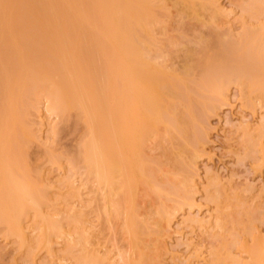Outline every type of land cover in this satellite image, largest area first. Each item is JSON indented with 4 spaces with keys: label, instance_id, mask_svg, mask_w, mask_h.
<instances>
[{
    "label": "bare ground",
    "instance_id": "6f19581e",
    "mask_svg": "<svg viewBox=\"0 0 264 264\" xmlns=\"http://www.w3.org/2000/svg\"><path fill=\"white\" fill-rule=\"evenodd\" d=\"M246 1L243 2L245 6L244 4L242 6L245 8L242 7V11L250 13L248 16L256 17V20L261 16L263 18L264 0ZM217 2L216 0H174L173 5L181 6V10H177L180 14L182 13L179 14V22L183 21V25L185 22L182 19L191 15L192 19L200 20L203 29L208 28L210 23V26L211 24L216 25L217 30L221 28V25L216 24V19L220 21V11L221 13L223 11L220 8V3ZM162 4L164 3L161 0L158 2L155 0H0V232H3L6 238L14 237L19 247L24 249L25 254L19 253L21 259L22 255L26 256L25 258L29 259V262L33 260V264L35 258H38L37 256L44 249L52 259L58 261L62 257L65 260L66 256L60 255V258L59 255L56 256V252L62 251V248L58 251L56 245L66 241V244L62 243L66 247L65 250L68 248L71 251V246L79 247L77 254L70 252L75 256L67 253L72 257L69 256L66 259H73L72 264H159L154 261H158L155 257L160 250L155 248L158 250L156 252L153 248L158 245V243H156L157 245L154 243L158 242L159 238L156 237L157 235L152 236L157 234L156 231L161 230H156L152 235V230L146 229V222L144 224V221L138 219L139 214L137 215L136 207L139 206V203L137 204L136 200L139 198H137V192H141L138 189L140 187L143 189L147 185L148 187L143 191L146 190L144 193H148V195L153 192L156 193V196H161L165 191L176 194L177 199L174 203L162 206L157 214L161 229L171 227V222L177 212L183 210L185 206L191 209L198 206H196L197 199L195 198L197 160L203 156L201 147L206 142L208 123L211 117L230 101L228 91L231 87L229 88V86L238 84V89L242 91L240 94L243 98L246 96V99L249 100L245 99L247 102H250V97L254 96L253 94L259 93L261 97H264V78H262L264 73L256 71V69H261L260 71L264 72L263 22L260 23L261 26L257 24L254 26L255 28L251 25L246 28L249 24L245 21L248 25L244 23V31L240 34L242 36L238 34V38L240 40L242 38V40H239L238 43L236 42L238 39L234 37L236 38L235 43L232 41L234 38L231 41L225 38L227 43L230 42L228 45L222 39L225 46L221 43L222 35L225 34L223 29H220L223 33L221 35L220 31L213 28L212 33L214 31L218 33L215 35L216 38L207 36L210 33L205 34L211 38V40L207 39L208 41L205 40L206 38L201 40L197 37V40L200 39L199 42L203 45L201 44V50L198 49V45L196 49L201 51L200 53L207 54L202 56L194 49L196 45H192L194 46L192 49L191 45L186 43L190 40L187 38L189 34L186 33L192 31L191 27L185 33L181 34L182 31L180 32L185 36L179 34L181 38H187L184 44L183 38H179L180 41L182 40V46H185L184 50L179 44V39L176 41L177 38L174 40L170 37L169 42L166 38L157 37L156 28L160 27L161 31H167L164 26L162 27L167 20H162L161 16L157 15L160 14L157 12H160L161 9L156 7L161 6L163 19L167 18L165 12L167 5L165 3L164 8ZM177 5L176 8H178ZM166 11L168 12V10ZM203 12L207 14L205 17L208 21L205 20L206 18L204 19V14H201ZM218 12L219 15H216ZM182 15L185 18L181 19ZM201 23H199V29H202ZM205 23H208V26ZM177 24L179 23L177 22ZM203 24L207 27H204ZM180 25V30L184 31L182 24ZM208 31L211 32V30ZM195 33L193 39L198 35L197 32ZM201 34L204 35L200 30L199 36ZM191 35L193 34L191 33ZM165 40L171 47V44H175L174 48L178 47L179 50L184 51L183 53L178 50L179 53H183V61H179L182 63H180L181 68L179 63L176 65L177 62L175 65L178 68L175 67L174 60L172 61L175 57L177 61L178 58L180 59V57L177 58L179 53L176 49H172L173 47L168 48ZM240 42H242L241 45L245 44V48L239 46ZM235 44L237 48H235ZM229 46L235 48L231 49L234 53L239 51V53L237 52L238 58L235 54H232L235 57H231L229 52L232 51L228 48ZM203 47L205 50L210 47L211 49H208L210 53H207L208 50L207 52L203 50ZM214 49L216 55L214 51L211 52ZM245 62L249 67L244 73L242 69H245ZM232 63L236 65L235 69H233L234 66L231 67ZM239 63H241L242 68L241 66L239 68L243 73L237 68ZM219 64L223 66L220 67ZM218 68H225V71L218 72L216 71ZM195 70L196 73L202 71L199 78H196V74L194 76ZM43 102L45 105H42ZM43 106H47L48 111ZM42 108L43 110H41ZM34 109L37 111V115L43 111L41 118L47 114L60 117V120L58 118L57 120L61 125L65 124L63 122L71 115L78 119V124L79 122L84 123L83 135L85 136L82 135L84 139L81 138L80 147L75 149V153L78 149L75 154V156L77 155L75 166L81 161L82 167L80 168L79 165V168L84 171H82L83 174L79 171V174L85 175V177H80L83 179L82 185L78 183L83 189L84 186L87 188L90 186L88 184H91L92 189L87 188L89 191L85 194L89 193L88 195H90L91 200L87 199L90 205L94 202L93 200L98 202V204L93 203L96 208L85 205L86 203L83 201L86 199L83 198L82 201L78 199L85 194H79L80 192L77 190L79 185L77 187L75 179H72L74 182L70 180L74 183L72 185L69 181L70 178H62L67 181L59 183H67L68 186H72V188H67L68 190L71 188L70 191L78 199L73 205L78 202L79 206L77 209L75 208L77 206L74 207L72 214L69 213L71 208L67 211L68 214L64 212V208L68 205L64 208L60 206L57 209L56 206L61 201H56L54 194L56 196L59 194L57 192V194L55 192L53 194L54 189L51 186L49 188L53 190L50 192L51 189L47 187L46 183V173L44 175V172L41 173L38 169L35 173L34 169L29 167L31 162H29L30 158L27 160L29 157H27V149H30L28 144L39 137L32 125L30 127L31 123L28 124L29 115L33 114L31 112ZM45 110L47 114L44 113ZM32 116L36 117V115ZM77 119L74 118V120ZM29 121L31 122L30 119ZM68 122L70 123V121ZM60 124L57 127H60ZM53 128L57 129L54 126ZM263 129L260 127L259 131L262 133ZM51 131L54 136L60 134V129L57 130L58 133ZM262 134L264 135V133ZM165 141L172 145L164 144ZM173 143L176 144L174 154L170 152L174 148ZM163 144L164 146H162ZM165 145L168 147L165 148ZM158 146L164 147L165 151L168 150L174 155L172 160L171 154L168 152L166 154L163 149L165 154H162L167 155L164 159L171 158L172 163L169 161L168 164H171L173 168L170 166L167 170V178L161 180L159 177L157 178L155 168L163 163H160L157 157L153 158L154 155L151 153ZM48 147L51 149V151L49 149V154H53L51 153L54 151L53 146ZM47 149L46 153L48 154ZM47 154L45 156H50ZM55 154L51 155L53 158H47L51 164L61 162L59 160L61 158ZM67 160L68 163L70 159ZM262 160L264 161V159ZM162 161L168 162V160ZM70 162L71 166L75 164L72 165ZM32 173H35V176ZM75 184L76 186H74ZM73 187L76 188L78 194ZM55 189L59 190V193L63 191L59 188ZM72 192L68 194L73 196ZM92 192L96 193L94 197L91 195ZM63 194L61 192V195ZM139 194L138 196H140ZM208 198L209 200L212 198L213 202L220 199L210 195ZM213 198L216 200L214 199V201ZM222 199L224 198L222 197ZM80 201L85 204L83 205ZM46 206L52 207L53 211ZM83 206L89 207L90 210ZM217 207L219 206L217 205ZM93 212L96 213L94 221L90 216V213L95 215ZM95 217L99 218V223L103 219L102 227L107 226L108 233L112 231L113 240H116L118 237L115 238V236H119L118 233L121 232L120 237H123L126 242L123 240L125 243L123 251L117 248L115 241H113L115 247L112 245L113 251L111 248L110 251L105 249L109 247L101 249L103 247L99 246L102 245L95 246L97 243L101 244L97 241L99 235L97 232L99 231L95 229L101 223L98 225L94 223ZM193 219L191 222H194ZM199 219L197 218L198 221ZM218 220L221 223L220 217ZM37 223H41L40 227H37ZM199 223L204 224L202 220ZM115 226L120 229L116 235L114 233ZM35 228H39L40 232L38 231V233L40 234L33 237L29 233V229ZM35 230L36 232L33 230L30 232L36 234L37 229ZM102 231L103 229L100 233ZM165 231L159 232L160 235L163 233L165 236ZM148 236L158 240L149 242L152 244L150 246H153L151 249H154L152 254L155 257L152 256L151 250L145 247L149 246ZM96 238L97 240H95ZM14 244L16 245V242ZM261 246H264L263 243L251 251V255L254 254L252 255L254 263L252 262V264H264V247ZM117 249L120 252H117ZM36 250H40L39 253ZM45 255L42 256L46 258ZM15 257L17 258V256ZM25 258L23 260L27 261ZM42 259H40L41 262ZM54 259L53 261H55ZM62 259L59 261L61 264L64 262ZM71 260H66L67 263L64 264H71ZM53 261L49 262L53 263ZM161 261L159 260L160 263ZM59 262L58 264H60Z\"/></svg>",
    "mask_w": 264,
    "mask_h": 264
},
{
    "label": "rangeland",
    "instance_id": "374dc122",
    "mask_svg": "<svg viewBox=\"0 0 264 264\" xmlns=\"http://www.w3.org/2000/svg\"><path fill=\"white\" fill-rule=\"evenodd\" d=\"M161 1H163V3L164 4L166 3L165 5H167V7H166L167 9H166L165 5L162 4V5H164L165 12L167 14L168 19L166 18L165 14H163V16L166 19H163L162 14H161L162 13L161 12V10H162L161 6H160L161 8L156 7V8H159L161 10H159V9H155V10H157V11L159 10L160 12H157V11L156 12L160 13L161 15L160 14H157V15L161 16L162 20H167L168 22L166 21V23H164L166 26L162 25V27L164 26V29L166 28L167 31H165V32L161 31L160 30L161 28L159 27V25H158V27L160 29L156 28L157 29L156 35L158 38H162V39L166 38L169 40L170 37H172V38H174V40H176L175 38H177L176 41H178V39L181 38L180 36H185V35H181L182 33H185L192 28V31L186 33L187 35L189 34V36H187V38L190 39V40L188 39L189 41H186V39H187L186 37H182L183 39L181 38L182 40H184L183 44L186 41L187 44L189 43L188 45H191L192 49L194 48V46H192V45H196L194 49H196L197 45H198L199 46L198 49L200 48V50H201V46L203 44L199 42L200 39L202 40L203 38L204 39L206 38L205 40H207V39L211 40V38L215 37V35L218 34L215 31H214V33H212L213 28H214V30H216V27H215L216 25L211 24V26L213 25L211 27L210 23L208 22L209 26L212 29L208 26V23L207 24L205 23V24L208 26L209 29L208 28L203 29L202 23L200 22V20H197L195 17H194L195 19H192L193 17L191 15L187 16L186 18L184 15H182L181 19L185 18V19H182L185 22L183 25V21L179 22L180 15L182 13L180 14L178 10H181L180 9L181 6L178 7V5L176 4L178 7V8H176V5L175 4L173 5L174 0H161ZM216 1H218L217 3H220L219 4L221 6L220 8L223 9L222 13L220 11V15H222L221 17L219 15V12L216 14V15H219V18H221V19H219L220 21H217V19H216V22H217L216 24L219 23L218 25L219 26L221 25L220 27L223 29L222 30L223 33H225V34H223L222 31H220L221 28L220 29L218 28L216 30V31L221 32V33L219 32V34H221V35L223 34L222 38H221V41H222L221 43H223L225 40L224 43L228 44L230 42L227 43L226 39L231 41L232 38H234V37H236L238 40H236V38H234L232 41L236 40V42H238L240 40V38H238V37L241 33H243L242 31H244V28H245L244 23L246 24V22H248V24H249V25L246 24V25H248L246 28H249L250 25H251V27H254L257 24L260 25V23H262V22L264 23V16H263V18H262V16L259 17L260 20L262 19V21H260V20L258 21V19H259L258 17H257L258 19L256 20L255 19L256 17L253 18L252 15H251L252 17L248 16V15H250V13L246 12L247 13L246 14L244 10H243L244 12L242 11V9H243L242 7L245 6V4L243 2L246 0H244V1H242V0H216ZM155 2H158V0L157 1L155 0ZM243 4H244V6H242ZM166 10H168V12ZM163 12H164V10H163ZM201 14L203 15L204 12ZM208 14H210V13H208ZM206 15L207 14H204V16H203L204 19L206 18L205 20H207V17H205ZM248 18H250V19H248ZM177 22L179 24H177ZM199 23H201L202 29H199L200 28ZM250 23H252V24H250ZM180 24H182V27H183L182 29H184V31L180 30V26H181ZM187 24H188V27H187ZM206 25L204 26V24H203L204 27H207ZM262 25H264V24H262ZM184 27L186 28V30ZM189 27H191V28H189ZM242 28H243V30H242ZM207 29L211 30V32L208 31ZM200 30H201V33H204V35L201 34V36H199ZM205 31L208 33H206ZM231 31H232V33H231ZM166 32H167V34H166ZM180 32H181V34H180ZM195 32H197L198 35H196L195 38L193 39L194 34H196ZM191 33L193 35H191ZM230 33H231V35H230ZM162 34H164V35L166 34L169 38L165 37L166 35L163 37ZM179 34H180V36H179ZM205 34L206 35L209 34L207 36H211V38H208ZM221 35H218V36H221ZM232 35H233V37H232ZM240 36H242V35H240ZM197 37L200 38L199 41L197 40L198 39ZM222 39H224V40H222ZM174 40H173V42H174ZM182 40L180 41V39H179V41H180L179 44H181V46H182ZM241 40H242V38H241ZM190 41L191 42L195 41L194 43H198V44H194L193 42L191 43ZM166 42H167L166 44L169 46V47L167 46L168 48L173 47L172 49H176L178 52L179 48L178 47L174 48V46H176L175 44H171L172 45V47H171L168 44V41H166ZM169 42H170V40H169ZM242 42H240L239 46L241 45ZM224 43H223V45L225 46ZM231 45L233 46L232 43H231ZM236 46L237 45L235 44V48H237ZM242 46L245 48V44L241 45V47ZM184 47L185 46L183 45L181 48L184 50L185 49ZM228 48H230V51H232L231 49H233L230 46ZM244 48H243V51H244ZM182 49L179 51L184 53V51ZM203 50H205L204 47H203ZM207 50H205V51L207 52ZM236 50H238V49H236ZM213 51L215 54L216 50L215 49L211 50V52H213ZM196 52H199L198 54H201L202 56H204L203 54L207 55L205 52L200 53L201 51H199V50H197ZM237 52L239 53V51H236L235 53L232 51L229 53H231V57H235V55H236L238 58ZM207 53H210V51ZM180 54L181 53L178 54L179 56H177V58L180 57L181 60L178 58V61H177L176 57L174 59L171 58L172 61L174 60L173 61L174 66L177 68H178V66H176V65H178V63H179L180 68L182 66L181 65L182 63L179 61H183V55L181 54V56H180ZM198 54H197V56H198ZM232 54H235V55L232 56ZM175 59H176V61H175ZM240 59H242V58H240ZM240 59H238V60H240ZM172 61L171 62L169 61V62L172 63ZM233 61L236 62L237 59H236V61L235 60H233ZM176 62H177V64H176ZM246 63L247 62H245V66L242 64L245 67V69H242L244 71V73L246 72L247 67H249V65L247 66ZM239 64L240 65H238L237 68H239V66H241V63H239ZM219 66L221 67L223 65L219 64ZM233 66H234V68H233ZM235 66L236 65L232 63L231 67L233 69H235ZM241 68H242V66H241ZM224 69L225 68H222V69L218 68L216 71H218V72L221 71V73H223L225 71ZM239 70H240V68H239ZM249 70H251V68H249ZM260 70L256 69V71L264 73L263 70L262 71H260ZM197 71H199V69H197ZM218 72H216V73H218ZM201 73H202V71L200 73L199 72L196 73V70H195L194 76L197 75L196 76V78H197L198 76L201 75ZM256 74H258V73H256ZM261 75L263 76V74H261ZM261 75L259 76L260 78L262 77ZM262 78H264V76ZM237 85L238 84H236V85L233 84L232 86H229V88L231 87L228 91L229 96H230L228 99H230V101L229 102L227 101L228 102L227 104H224L221 108H219L218 113L215 114L214 116H212L209 123H208L209 129H208L207 139H206L205 144L201 147V149L203 150V156L200 157L199 160H197V164H196L198 170L196 169L197 170V176L195 178L196 179L195 182H196L197 191L195 189V192H196L195 198L197 199L196 206L197 205L198 206L195 207L194 209H191L190 207L185 206L183 208V210L177 212V215L174 217L173 222H171V227L169 226L166 229H164V227H163L162 228L163 230H162L160 228L161 227L160 224H158V215H157L158 210L162 209V206H164V205H172L174 203V201L177 199L176 194H174L172 192L165 191L161 194V196H156V193H153V192L151 193V195H148V193L147 194L144 193V192H146V190L143 191V189L148 187L147 185L143 189H142V187H140L138 189V191H141V192H137V198L138 197L139 198L138 199L136 198L137 199L136 203L137 204L139 203V206L136 207L137 208L136 211L138 212L137 215L139 214L138 219L144 221V224L146 222V224H147V225L145 224L146 229H148V228H149V230L151 229L152 235H154V232L158 229H160L161 231L166 230L165 234H164L165 236H163V233H162V235H160L161 231H158V232L156 231L157 234H155L154 236L151 235L152 237H155L157 235L156 237L159 238V241L156 240V238L152 239V237L148 236L147 241L150 239V241L147 242L149 246H145V247L146 248L148 247V249L151 250V254L153 253V250L155 248L160 250L158 252L157 256H160V254H161V256L159 258L157 256L155 257L152 254V256H154L156 258V260H158V261H154V262H157L159 264H162V262H163V264H209V263L210 264H218V263L219 264H252V262L254 260V258H252L253 257L252 255H254V254L251 255V251L254 250L255 248L259 247L260 245H262V243L264 245V161L262 160V159H264V157H263L264 156V135L262 134V133H264V129L261 130L262 133L259 131L260 127H261V129L264 128V99H263L264 97H261L259 93H257V95H255L252 92V94L254 96H251L250 102H247L249 100L246 99V96H245V98H243L241 96L242 91H240L241 89H238L239 87ZM258 94H259V96H258ZM252 97H254V98H252ZM43 101H44V99H43ZM44 102L42 103V105H45ZM250 104H252L253 106H251ZM43 108L47 110V106L46 107L43 106ZM43 108L41 110H43ZM46 110L44 111L45 114H47L46 112L48 111V110L47 111ZM41 112L42 113H39V115H37L38 114L37 111H35V109L32 110L31 113H33V114H30L29 116L31 117L32 115H36V117L35 116H32L31 118L29 117L31 122L28 119V124L31 123L30 127L32 125V127L34 128L33 130L39 136V137H36V139L34 138L35 140H32V142H30V144H28L30 149H27V151H28L27 157L29 156L27 158V160L30 158L29 162H31V163H29V167L33 168L35 173H37L36 169L40 170L41 173L44 172L43 173L44 175L46 173L47 180H48L47 181L45 179L46 183H47V187L49 188V186H51V188L54 189V191H52L53 189L49 188V189H51L50 192L52 191L53 194H54V192L55 193L57 192L59 194L57 196L54 194V197H56L55 200L58 202L61 201L58 203L59 205L56 204V205H58V206H56V208L59 209L60 206H62L61 208H64L65 206L68 205L67 207L64 208L65 209L64 212L66 214H68L67 211L70 210L69 208H71L69 213L72 214L74 207L77 206V207H75L77 209L79 204L77 202L76 205H73L75 200L77 199V197L72 191H70L72 186L71 185L68 186L67 183L64 184L67 180L65 181L62 178H67V179L70 178L69 181L72 179H75L74 181L77 183V187H78L79 183L81 184V182L83 181V179L80 177L82 176V174H83L82 171H84V170H82V169L80 170V168L82 167V163L78 158L77 159L80 162L77 163L78 167L75 166L76 165V156H77V155L75 156V154L78 152V149H77V151L75 153V149L80 147V144L82 142L81 138H82V135L84 134L83 130H84L85 126H84V123H82V122L81 123L79 122V124H78V119L76 117H74L75 119H77V120H74V118H73L74 115H71L70 118H68L70 120L67 119L68 121H70V123L66 120L63 123L66 124V122H67V124L61 125L60 121L57 120V118L59 119L60 117H56L54 114H52L54 116L53 117L50 114V112H48L50 114V116L47 114L49 118L48 117H47L48 119L45 118L47 116L46 115L44 118L42 117L43 118L42 119L41 116L43 115V111H41ZM71 117H72V119H71ZM45 119H46V121H45ZM56 120L58 121V124H60V127H57L58 124H56L57 123ZM61 121H63V120H61ZM68 123H69V125H68ZM247 124L249 127L247 126ZM52 125L54 127H56L57 129L53 128ZM58 129H60V134H58V135L55 134L56 136H54V133L51 130L58 133V131H57ZM248 133L251 135H249ZM85 134H86V132H85ZM83 136H85V135H83ZM82 139H84V138H82ZM249 139H250V141H249ZM166 141H168V140H166ZM166 141L164 144H167ZM164 144L162 146H164ZM168 144H170V143L168 142ZM170 145H172V143ZM170 145H169V147L172 148V146H170ZM48 146H53L52 149L54 151H56V152H54V151L51 152V153H53L51 155L54 156V154L56 153L58 155V157L61 158V159H59L61 161V162H59V164L54 163V164H56V165H54V164H51V162H49L47 160L48 157L53 158V156L51 157V155L49 154L51 149ZM162 146H158L159 149L155 148V150H153L151 152L152 155H154L153 158L157 157L159 162L163 163V165L155 168L157 178L159 177L160 180L167 176V170L171 166V164H168V163H169V161H170V163H172L170 159L172 158V160H173V156H174L173 154L176 151L175 150L176 144H174L173 150L170 151L173 154L168 152V150L165 151V148H167L168 146L165 145L166 146L165 148ZM47 147H48V149H47ZM46 149H47L48 154L50 155L48 157L45 156L47 154ZM49 149H50V151H49ZM163 149L166 152V154H167V152L171 154L172 157L170 159H164V157L167 155H163V154H165ZM73 153H74V156H73ZM56 154H55V156H57ZM58 157H56V158L58 159ZM50 158H49V160L51 161ZM68 158L70 159L69 162L71 161L70 164L72 163V165H73L75 163L73 166L76 167L77 169L79 168V165H80V168L78 170L75 168V171H73L74 167L69 165V162L67 163ZM72 158H74V159L71 160ZM161 159L164 161L168 160V162L167 161L163 162ZM78 160H77V162H78ZM170 168H173V167L171 166ZM33 169H31L32 172H33ZM79 171H80V173L82 172L81 175L79 174ZM40 172H38V173H40ZM34 174L32 173L33 176H35ZM46 176H45V178H46ZM82 177L84 178L85 175ZM61 181H64V183H59ZM74 181L72 180V182H74ZM59 184H60V187H59ZM73 184L74 183H72V185ZM81 185H79V187H78L79 189H77V190H79L80 195H81V193L85 194V192L92 189L91 184H88V185H90L87 187V188H89V190L87 188H85V186L83 189V187ZM53 186L55 188H59L60 190H63V191H60V193H59L58 192L59 190L57 191ZM64 186H65V189L67 187H71V188L69 190H68V188L65 190ZM74 186H76V184ZM141 186H143V185H141ZM61 187H62V189H61ZM73 188H75V187H73ZM75 190H76V188H75ZM77 190H76V192H77ZM65 191H68V192H65ZM61 192H62V194L65 192V194L61 195ZM70 192L73 193V196L70 195L71 194ZM68 193H70V194H68ZM138 193H140L139 194L140 196H138ZM77 194H78V192H77ZM88 194L89 193H86L85 195H81L80 196L81 198H78V199H81V201L83 198L86 199L83 202H85L86 204L85 203L84 204L87 206L90 205V203L88 202L89 200L87 201V199L91 200V198H89L90 195H88ZM95 194L92 192L91 195L94 197ZM218 194H219V196H218ZM98 195H97V197L100 196V195L99 196ZM208 195H210L211 197L216 196V199L220 198L219 200L217 199L219 201V203L215 198H213V200L215 199L217 202L215 200H214L215 202H213L212 198H211V200H209ZM213 195H215V196H213ZM58 196H60L61 198ZM151 196L152 197L154 196V197L152 198ZM222 197L224 199H222ZM56 201H55V203H57ZM93 201L94 202H92V205L89 206L90 208L93 206L95 207L94 204L96 203L95 202L96 200H93ZM97 201H98V199H97ZM220 202H221V204H220ZM81 203H80V205H81ZM96 204H98V202ZM217 205L219 207H217ZM54 206H55V204H54ZM71 206H73V207H71ZM46 207L48 209L49 208L52 209V207H49V206H46ZM46 207H44V208H46ZM83 207L86 208L85 206H83ZM89 207H87V209L90 210ZM52 211H53V209H52ZM64 212H63V214L65 215ZM93 213H95V212H93ZM90 214H91L90 215L91 220H93L94 216H96V213H95V215L92 213H90ZM213 214H214V216H213ZM192 216H194L196 218L193 219ZM190 217H191V219L189 220ZM219 217L221 219L222 224L220 223V220H218ZM197 218L198 219L200 218L199 221L197 220ZM192 219L194 222H191ZM32 220H33V217H32ZM97 220H98V222H97ZM101 220L103 221V219H101ZM201 220L204 223L203 225H201L202 223L201 224L199 223V222H201ZM217 220L219 223L217 222ZM99 221H100L99 218L95 217L94 223H96L97 225L101 223V225H98L99 227L98 226H97V228L95 227V229L99 232H97L94 229V231L99 234L97 237L98 240H97V238L95 240L101 242V244L97 243L95 246L102 245V246H99V247H103L101 249H104L105 247H109V248H105V249H107L108 251H110L112 249V251H113L114 249L112 248L113 247L112 245H114L116 243V246H118L117 248L118 249L120 248L119 250L123 251L125 249V243L126 242H125V239L123 237H120V233H121L120 229H117V227L115 226L117 229V230L115 229V232L113 230L115 235L118 232H120V233H118L119 236L118 235L115 236V238L116 237H118V238H116V240H113L114 238L111 235L112 231L108 233L107 228H106L107 226L102 227V221L100 223H99ZM210 222L212 223V225ZM30 223H31V221H30ZM104 223H106V222H104ZM104 223H103V225H105ZM36 225H37V227H40L39 225H41V223H37ZM36 225H35V227H36ZM145 226H143V227H145ZM30 229H31V227H30ZM30 229H29V233L31 235H33V237H35V235L38 236V234H40V233H38V231L40 232L39 228H35V229H37L36 234H34L36 232L35 229H32L33 231H35L33 233L30 232V231H32ZM102 229H103V231L100 233V231ZM143 229H145V228H143ZM149 230H148V232H149ZM167 232H168V234H166ZM158 233H159V235H158ZM3 234H4L3 232H0V264H16L17 262H19L17 264H24V263L27 264L29 262L28 261L29 259L27 260L25 258L26 257L25 255H24L25 257H23V255H22V259H21L20 254H19V253L25 254L24 249L22 250L19 247V244L14 237H10V239H9V237L6 238V236ZM148 235H149V233H148ZM113 236H114V234H113ZM146 236H147V234H146ZM146 236H144V238H146ZM158 236H160V237H158ZM10 240H12V241H10ZM13 240H14V242H13ZM123 240L125 243L123 242ZM145 240H144V242H146ZM154 240L158 241V242L154 243V245H157L156 243H158V245H157L158 247L157 246H155V247L150 246L152 244H149V242L151 243ZM60 241H63V240H60ZM113 241H115V243ZM15 242H16V245L14 244ZM65 242L63 241L62 243L66 244ZM62 243L60 244L61 246L59 244L56 245L57 250L58 249L61 250L60 248H62V251L58 250L59 252H56V256L59 255L58 256L59 258H60V255L63 257L66 256L69 258V256L74 255L70 252H75V254H77L79 252V247L76 248L77 246L76 247L71 246V248H72L71 251L68 248L67 249L69 251L67 249L65 250L66 247ZM17 245H18V248H16ZM164 246H165V248H164ZM114 247H115V245H114ZM151 247H153L154 249L153 248L151 249ZM261 247H264V246H261ZM17 249H19V250L17 251ZM76 249H78V250H76ZM118 249L116 251L120 252V251H118ZM157 249H155L154 251H156ZM42 250L43 251L41 253L38 252L40 250H38V251L36 250V252L39 253L40 259L43 258L42 262L40 261L39 256H37L38 258H35L36 260L34 259L35 262H33V264H39V263H41V264L45 263L46 264V259L48 262L47 264H53V263L58 264V262L61 261L62 257L60 260L57 259L58 261H56V259L53 258L56 262L53 261L52 257L47 255V252L44 249H42ZM16 253H18V254H16ZM57 253H59V254H57ZM62 253H66V254H62ZM67 253H69L71 255H67ZM111 253L114 254L113 252H111ZM115 254H117V253H115ZM42 255H45L46 258ZM15 256H17V258ZM18 256H19V258H18ZM41 256H42V258H41ZM56 256H54V257H56ZM66 257H65V260H64V258L62 259V262L64 260V262L62 264L67 263V261L71 260L68 258L66 259ZM115 257L118 258V256H115ZM23 258H25L27 261H24ZM38 259L40 262L38 261ZM161 259H162V261H161ZM14 260H16V261H14ZM159 260L161 261V263L159 262ZM32 261H30L31 263L29 262L28 264H32ZM49 261H53V263L52 262L50 263ZM72 261H73V259L70 262L71 264L73 263ZM175 261H177V262H175ZM11 262H14V263H11Z\"/></svg>",
    "mask_w": 264,
    "mask_h": 264
}]
</instances>
